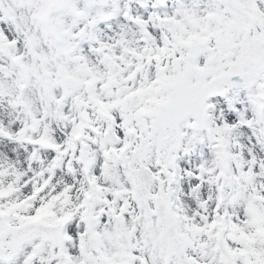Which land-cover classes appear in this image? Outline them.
Masks as SVG:
<instances>
[{"label":"snow or ice","instance_id":"snow-or-ice-1","mask_svg":"<svg viewBox=\"0 0 264 264\" xmlns=\"http://www.w3.org/2000/svg\"><path fill=\"white\" fill-rule=\"evenodd\" d=\"M0 264H264V0H0Z\"/></svg>","mask_w":264,"mask_h":264}]
</instances>
